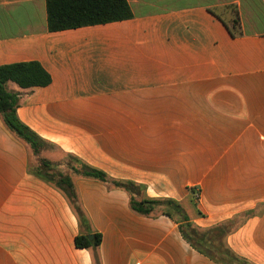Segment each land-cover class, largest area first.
I'll return each mask as SVG.
<instances>
[{
  "label": "crops",
  "instance_id": "crops-1",
  "mask_svg": "<svg viewBox=\"0 0 264 264\" xmlns=\"http://www.w3.org/2000/svg\"><path fill=\"white\" fill-rule=\"evenodd\" d=\"M46 2L0 0V66L39 62L52 78L7 86L20 121L56 151L42 156L178 201L201 229L236 219L227 246L264 264V0H128L133 19L60 32ZM74 183L102 264H217L169 217L133 212L124 190ZM82 232L0 117V264H93L75 245Z\"/></svg>",
  "mask_w": 264,
  "mask_h": 264
},
{
  "label": "trees",
  "instance_id": "trees-1",
  "mask_svg": "<svg viewBox=\"0 0 264 264\" xmlns=\"http://www.w3.org/2000/svg\"><path fill=\"white\" fill-rule=\"evenodd\" d=\"M46 7L50 32L105 25L134 18L128 0H47ZM228 30L233 38L242 35L238 13L233 20V28ZM9 83L28 90L47 87L52 83V78L39 62L0 66V117L6 128L27 147L29 158L30 155L37 157L39 167H29V172L51 184L67 198L81 230L85 231L76 237L75 245L91 252L93 264H102L99 252L102 235L91 228L89 216L74 183V178L77 177L98 181L109 190H124L129 195L131 210L138 215L169 217L179 225L183 238L211 261L217 264H250L234 254L226 244V237L237 227L238 220L232 219L210 229H201L191 222L184 206L178 201L145 198L144 186L132 181L113 179L71 155H66L58 162L41 156L42 147L53 148V145L20 121L17 109L20 106L21 94L9 91ZM54 177H57L58 181L55 182ZM198 215L202 216L201 213ZM90 235H93V239H89Z\"/></svg>",
  "mask_w": 264,
  "mask_h": 264
},
{
  "label": "rangeland",
  "instance_id": "rangeland-1",
  "mask_svg": "<svg viewBox=\"0 0 264 264\" xmlns=\"http://www.w3.org/2000/svg\"><path fill=\"white\" fill-rule=\"evenodd\" d=\"M235 11V10H234ZM237 13V12H236ZM236 15V14H235ZM41 154L43 155V156H45V157H47V158H54V154H56V151L53 149V148H51L50 146H44V147H42V149H41ZM41 155V156H42ZM29 167L31 168V169H36V168H38L39 167V164H38V159H37V157H34V156H31L30 155V158H29ZM54 181L56 182V181H58V178L56 177H54Z\"/></svg>",
  "mask_w": 264,
  "mask_h": 264
},
{
  "label": "water",
  "instance_id": "water-1",
  "mask_svg": "<svg viewBox=\"0 0 264 264\" xmlns=\"http://www.w3.org/2000/svg\"><path fill=\"white\" fill-rule=\"evenodd\" d=\"M89 239H93V235H90V236H89Z\"/></svg>",
  "mask_w": 264,
  "mask_h": 264
}]
</instances>
